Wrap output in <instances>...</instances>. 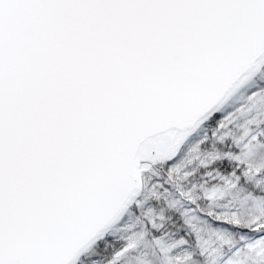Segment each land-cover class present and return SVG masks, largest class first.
Returning <instances> with one entry per match:
<instances>
[{"label": "snow or ice", "instance_id": "1", "mask_svg": "<svg viewBox=\"0 0 264 264\" xmlns=\"http://www.w3.org/2000/svg\"><path fill=\"white\" fill-rule=\"evenodd\" d=\"M0 264H264V0H0Z\"/></svg>", "mask_w": 264, "mask_h": 264}]
</instances>
